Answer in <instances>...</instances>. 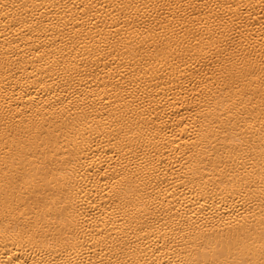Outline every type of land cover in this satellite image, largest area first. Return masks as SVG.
Masks as SVG:
<instances>
[{
    "label": "bare ground",
    "instance_id": "bare-ground-1",
    "mask_svg": "<svg viewBox=\"0 0 264 264\" xmlns=\"http://www.w3.org/2000/svg\"><path fill=\"white\" fill-rule=\"evenodd\" d=\"M0 264H264V0H0Z\"/></svg>",
    "mask_w": 264,
    "mask_h": 264
}]
</instances>
